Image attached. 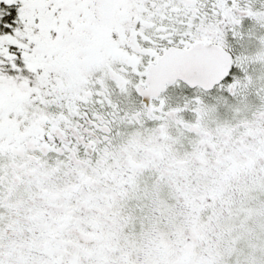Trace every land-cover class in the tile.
Instances as JSON below:
<instances>
[{
	"label": "snow or ice",
	"instance_id": "1",
	"mask_svg": "<svg viewBox=\"0 0 264 264\" xmlns=\"http://www.w3.org/2000/svg\"><path fill=\"white\" fill-rule=\"evenodd\" d=\"M0 264H264V0H0Z\"/></svg>",
	"mask_w": 264,
	"mask_h": 264
}]
</instances>
